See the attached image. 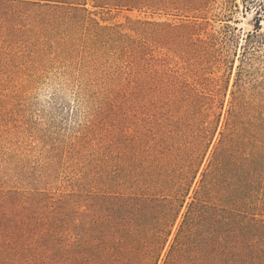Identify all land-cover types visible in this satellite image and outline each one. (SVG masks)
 Returning <instances> with one entry per match:
<instances>
[{"label": "rangeland", "instance_id": "1", "mask_svg": "<svg viewBox=\"0 0 264 264\" xmlns=\"http://www.w3.org/2000/svg\"><path fill=\"white\" fill-rule=\"evenodd\" d=\"M0 4V264H96L57 248L49 227L74 241L101 197L166 195L147 180L195 139L197 97L221 123L235 107L263 123L264 0ZM28 218L43 223L22 231Z\"/></svg>", "mask_w": 264, "mask_h": 264}, {"label": "trees", "instance_id": "2", "mask_svg": "<svg viewBox=\"0 0 264 264\" xmlns=\"http://www.w3.org/2000/svg\"><path fill=\"white\" fill-rule=\"evenodd\" d=\"M206 105L209 112L203 111ZM195 107V139L170 165L154 167L147 180V187L157 185L166 195L113 204L110 197H101L79 213L74 241L65 231L57 232L60 225L49 227L50 235H59L57 248L96 264H264V219L242 220L247 207L264 211V118L260 123L250 109L235 107L221 123L214 99L197 97ZM217 134L218 143L208 154ZM184 206L183 220L163 256ZM153 212L159 216L149 222L147 214ZM28 219L22 231L43 223ZM257 230L263 236L256 238Z\"/></svg>", "mask_w": 264, "mask_h": 264}]
</instances>
